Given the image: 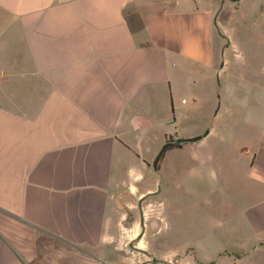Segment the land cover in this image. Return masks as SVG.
<instances>
[{
  "label": "crops",
  "instance_id": "crops-1",
  "mask_svg": "<svg viewBox=\"0 0 264 264\" xmlns=\"http://www.w3.org/2000/svg\"><path fill=\"white\" fill-rule=\"evenodd\" d=\"M175 150L241 192L215 255L264 262V0H0V264H128L120 198Z\"/></svg>",
  "mask_w": 264,
  "mask_h": 264
},
{
  "label": "rangeland",
  "instance_id": "rangeland-1",
  "mask_svg": "<svg viewBox=\"0 0 264 264\" xmlns=\"http://www.w3.org/2000/svg\"><path fill=\"white\" fill-rule=\"evenodd\" d=\"M260 96L255 91L252 93L254 99ZM246 102L252 101L249 98ZM237 107H230L233 114L237 113L236 120L245 118L250 112L245 114L242 110L243 115H239ZM221 135L229 137L231 133L222 130ZM190 159L186 152L183 155L178 150L173 151L167 158L166 169L153 176L155 190L145 191L140 197L120 198L117 243L122 251L118 255L121 261L128 264L145 261L200 264L204 260L226 264L235 261L230 254L220 257L215 254L218 249H229L234 243L228 223L242 216L241 192L238 191L239 200L229 194L234 192L228 186L233 176L229 167L221 164L222 167L213 169L210 166L205 167V172H197ZM228 159L226 156L220 161ZM150 163L152 172V161ZM221 184L225 188L219 187ZM257 261L264 264L261 258Z\"/></svg>",
  "mask_w": 264,
  "mask_h": 264
},
{
  "label": "trees",
  "instance_id": "trees-1",
  "mask_svg": "<svg viewBox=\"0 0 264 264\" xmlns=\"http://www.w3.org/2000/svg\"><path fill=\"white\" fill-rule=\"evenodd\" d=\"M198 140V138L194 139H181L178 141H174L172 137L168 139V141L163 145L162 149L160 150L154 164L155 167L158 169L159 163L164 159L165 154L173 149H180L183 145L187 144L188 142H194Z\"/></svg>",
  "mask_w": 264,
  "mask_h": 264
},
{
  "label": "water",
  "instance_id": "water-1",
  "mask_svg": "<svg viewBox=\"0 0 264 264\" xmlns=\"http://www.w3.org/2000/svg\"><path fill=\"white\" fill-rule=\"evenodd\" d=\"M152 168H153V170L156 169L154 162L152 163Z\"/></svg>",
  "mask_w": 264,
  "mask_h": 264
}]
</instances>
